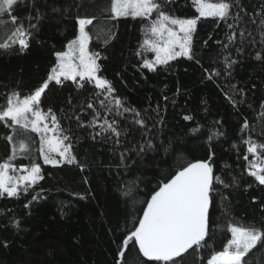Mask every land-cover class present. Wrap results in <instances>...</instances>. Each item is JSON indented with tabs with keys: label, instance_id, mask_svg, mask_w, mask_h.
<instances>
[{
	"label": "trees",
	"instance_id": "1",
	"mask_svg": "<svg viewBox=\"0 0 264 264\" xmlns=\"http://www.w3.org/2000/svg\"><path fill=\"white\" fill-rule=\"evenodd\" d=\"M159 2L171 16L198 17L192 0ZM109 4L110 0H22L14 6L13 14L25 27L37 23L28 19L37 9L48 18L40 23L39 31L33 30L28 49L21 51L17 44L9 51L0 50V105L11 91L23 96L40 86L56 63L55 53L63 51L77 35L76 17L101 15V9ZM262 5L264 0H235L232 16L237 19L200 18L193 33L194 59L177 57L158 65L154 72L141 67L144 59L155 56L141 45L150 38L146 26L155 14L149 20L128 17L110 21L108 26L115 36L107 43L103 36L93 34L89 50L100 54L98 75L112 83L114 95L124 106L140 112L146 128L134 123L137 117L131 112L116 115L114 106L105 115L106 108L99 103L104 95L94 84L78 89L72 81L63 85L51 82L42 98V109L51 108L58 116L64 134L70 136L77 163L58 167L43 164L38 136L26 134L30 152L17 155L12 163L20 167L37 162L44 178L18 198L0 197V264H115L116 241L132 226L133 203L138 208L144 206L139 201L150 197L165 172L174 171L180 154L191 160L206 159L214 152L215 174L229 187L218 184L213 193L212 248L190 252L177 264H206L230 239L228 223L264 228V186L245 171L252 156L244 160L247 146L243 143L247 139L264 143V59L254 58L264 49L258 30ZM53 6L61 11L52 13ZM0 19L11 26L9 16ZM230 35L234 36L231 43ZM238 47L243 51L237 52ZM225 56L236 60L228 69L230 75L225 74ZM213 70L220 75L208 79ZM89 102L94 109L87 108ZM97 112L101 122L118 121L119 144L110 133L97 136L99 127L88 126ZM185 115L192 119L184 120ZM245 120L249 129L242 132ZM81 122L84 127H80ZM213 133L222 135L209 141ZM13 134V129L0 123V162L11 155L13 145L5 137ZM149 139L160 146L159 150L137 155L139 145ZM37 194L42 198L29 203ZM13 221H18V226ZM135 256L130 254L129 264ZM252 264H264V253L256 252Z\"/></svg>",
	"mask_w": 264,
	"mask_h": 264
},
{
	"label": "snow or ice",
	"instance_id": "2",
	"mask_svg": "<svg viewBox=\"0 0 264 264\" xmlns=\"http://www.w3.org/2000/svg\"><path fill=\"white\" fill-rule=\"evenodd\" d=\"M21 2L22 0H0V17L7 15L11 22L9 26L0 19V33L4 35V39L0 40V50L9 51L17 44L21 51L28 49L33 30L39 31L40 23L48 18L46 12L37 9L35 15L28 18L37 23H30L25 27L13 14L14 6ZM167 2L168 0H165V3ZM192 2L199 15L191 19L169 15L163 10L164 5L159 0H110L109 6L101 9V15L76 17L78 34L69 41L66 51L55 53L58 62L43 83L27 95L21 96L18 91L9 92L5 104L0 105V123L13 129L14 133L5 137L13 147L11 155L4 162H0V197L18 198L44 178L41 165L37 162L33 161L30 165H21L19 168L12 163L17 155L30 152V137L26 135L28 132L39 136L38 151L44 164L58 167L61 164L77 163V158L72 152L70 136L64 134L58 116L51 108L47 111L42 109V98L51 82L63 85L65 81H72L78 89L84 88L86 83L94 84L95 89L104 95V100L99 103L101 107L106 108L105 115L110 113L114 106L116 115L122 116L123 113L131 112L137 117L134 123L146 128L144 120L139 118L140 112L124 106L121 99L114 95L115 88L112 83L98 75L101 71V65L97 62L100 54L90 52L89 42L93 34L98 38L103 36L105 43L113 39L115 33L108 26L112 20L128 17L149 20L155 14L156 18L150 20L146 26V34L150 38H145L141 45L145 51L155 53V56L152 60L144 59L141 67L154 72L158 65H166L177 57L192 60L193 33L200 18H217L219 21H226L230 17L237 19L232 16L235 0ZM51 11L57 13L61 10L53 6ZM252 23L255 24V21ZM228 27L233 26L229 24ZM258 30L260 42L264 44V13L261 14ZM240 34L243 36V31ZM233 39L234 36L230 35L229 43ZM253 44L255 45L254 40ZM223 47L227 49L229 45L225 44ZM241 51L243 49L238 47L237 52ZM262 52L264 49L257 52L254 58L264 59ZM224 60L225 74L230 75L228 69L232 68L236 60H230L227 56ZM214 75L220 73L213 70L207 78L212 79ZM99 94L98 92L97 95ZM229 99L235 106V101ZM105 101L108 102L107 105ZM69 103H72L71 100ZM261 107L264 108V101L261 102ZM87 108L94 109L93 103L89 102ZM99 117L100 113L97 112L88 122V126L99 127L97 136L110 133L116 137V143L119 144L121 131L117 127L118 121L104 119L101 122ZM183 118L186 121L192 119L188 115ZM76 119L79 120L80 117L76 116ZM84 126L81 122L80 127ZM247 129L249 122L245 120L240 131ZM216 135L222 133H213L209 135L208 140L211 141ZM243 143L247 146L244 160L249 161V154L252 156L245 171L248 176L254 177L259 185L264 186V143L251 139L244 140ZM159 147L149 139L145 144L139 145L137 155L158 151ZM163 147L165 152L169 151L168 146ZM214 155L215 153L210 151L206 159L189 160L187 156L180 154L176 159L174 171L165 172L150 197L139 201L144 206L138 208L136 203H133L130 212L132 226L130 229L126 228L116 241L115 264H129L132 253H136V256L131 258V264H177L178 259L182 262L183 257L190 252L200 253L212 248L210 207L214 203L213 193L217 191L218 184L229 187L221 176L215 174ZM232 182L237 183L236 177L232 178ZM40 198L42 197L39 194L33 195L29 203ZM132 199L135 201L137 198ZM24 207L28 208L29 204ZM139 211H142V215H136ZM13 224L18 226V221H13ZM227 231L231 238L227 240L222 251L210 255L206 264H252V257L256 252L264 253V228L228 223Z\"/></svg>",
	"mask_w": 264,
	"mask_h": 264
},
{
	"label": "rangeland",
	"instance_id": "3",
	"mask_svg": "<svg viewBox=\"0 0 264 264\" xmlns=\"http://www.w3.org/2000/svg\"><path fill=\"white\" fill-rule=\"evenodd\" d=\"M197 14H198V12H197ZM199 15V14H198ZM77 34H78V25H77ZM67 50V44H66V46L64 47V49H63V51H66ZM91 52V51H90ZM55 58H56V55H55ZM57 58H56V63H55V65H54V67L56 66V64H57ZM51 71V70H50ZM36 134V133H35ZM37 135V134H36ZM38 136V135H37ZM38 139H39V136H38ZM40 146V145H39ZM41 159V158H40ZM41 161H42V163H43V160L41 159ZM44 164V163H43ZM46 165V164H45ZM50 166H52V165H50ZM17 168H19V167H17ZM230 234V233H229ZM230 238H231V234H230Z\"/></svg>",
	"mask_w": 264,
	"mask_h": 264
}]
</instances>
